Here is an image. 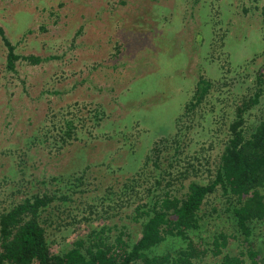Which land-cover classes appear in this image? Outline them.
I'll return each mask as SVG.
<instances>
[{
	"label": "trees",
	"instance_id": "obj_1",
	"mask_svg": "<svg viewBox=\"0 0 264 264\" xmlns=\"http://www.w3.org/2000/svg\"><path fill=\"white\" fill-rule=\"evenodd\" d=\"M0 39L10 110L18 65L44 58L18 53L2 26ZM233 82L201 75L173 129L123 181L104 182L91 165L40 180L29 172L39 152L57 158L77 143H94L109 118L102 105L87 113L50 108L21 143L0 136V264H264L253 241L264 229V71L246 93L228 90L229 104L224 87ZM214 100L222 101L219 112ZM12 117L8 112L5 125ZM208 217L224 222L210 235ZM125 220L140 226L136 239Z\"/></svg>",
	"mask_w": 264,
	"mask_h": 264
},
{
	"label": "rangeland",
	"instance_id": "obj_2",
	"mask_svg": "<svg viewBox=\"0 0 264 264\" xmlns=\"http://www.w3.org/2000/svg\"><path fill=\"white\" fill-rule=\"evenodd\" d=\"M0 26L18 53L44 58L40 65H18L9 110L3 94L11 75L0 39V122L13 115L1 137L21 143L37 133L50 108L87 113L102 105L109 117L94 131V143H77L57 158L39 152L29 168L37 180L91 165L104 182L123 181L173 129L201 75L234 81L224 87L231 104L228 92L246 93L254 74L264 71V0H0ZM214 102L219 112L222 101ZM207 220L209 235L224 225ZM125 223L136 239L140 226ZM253 241L264 257V229Z\"/></svg>",
	"mask_w": 264,
	"mask_h": 264
}]
</instances>
